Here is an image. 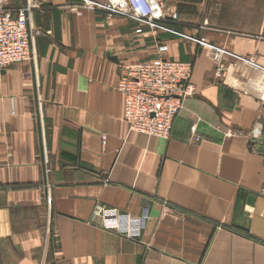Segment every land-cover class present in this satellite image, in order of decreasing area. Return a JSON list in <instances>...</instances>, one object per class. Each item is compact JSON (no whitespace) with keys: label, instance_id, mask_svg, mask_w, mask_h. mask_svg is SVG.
<instances>
[{"label":"crops","instance_id":"0c3cea01","mask_svg":"<svg viewBox=\"0 0 264 264\" xmlns=\"http://www.w3.org/2000/svg\"><path fill=\"white\" fill-rule=\"evenodd\" d=\"M164 1L207 43L158 35L196 90L168 141L130 132L117 90L120 65L157 58L149 27L9 0L42 34L0 73V264H264V104L216 77L227 53L264 68V0ZM101 209L143 218L139 238L103 229Z\"/></svg>","mask_w":264,"mask_h":264},{"label":"built area","instance_id":"2783aa9c","mask_svg":"<svg viewBox=\"0 0 264 264\" xmlns=\"http://www.w3.org/2000/svg\"><path fill=\"white\" fill-rule=\"evenodd\" d=\"M79 1L85 9L104 12L109 17H125L149 27L158 42V35L167 33L207 46V43L175 30L178 15L164 0ZM30 14L29 2L13 11L9 8V0H0V73L12 65L35 59V40L42 32L30 27ZM168 52L169 46L159 42L154 60L120 65L117 83V90L124 97L123 120L129 131L164 141L170 139L174 120L186 101L196 93L191 83L193 65L167 58ZM227 55L231 62L216 69L217 79L223 86L243 90L264 104V68L250 58ZM192 131L195 136V129ZM102 139L105 141V136ZM46 202L50 203L48 194ZM96 216L105 230L127 239L140 236L143 218L110 209H101Z\"/></svg>","mask_w":264,"mask_h":264},{"label":"water","instance_id":"95a60500","mask_svg":"<svg viewBox=\"0 0 264 264\" xmlns=\"http://www.w3.org/2000/svg\"><path fill=\"white\" fill-rule=\"evenodd\" d=\"M111 60H112V61H117V59H115V58H112Z\"/></svg>","mask_w":264,"mask_h":264},{"label":"trees","instance_id":"16d2710c","mask_svg":"<svg viewBox=\"0 0 264 264\" xmlns=\"http://www.w3.org/2000/svg\"><path fill=\"white\" fill-rule=\"evenodd\" d=\"M18 9V8H17ZM17 9H15V10H17ZM12 10V9H11ZM15 10H13V11H15Z\"/></svg>","mask_w":264,"mask_h":264},{"label":"rangeland","instance_id":"374dc122","mask_svg":"<svg viewBox=\"0 0 264 264\" xmlns=\"http://www.w3.org/2000/svg\"><path fill=\"white\" fill-rule=\"evenodd\" d=\"M97 1H102V0H97Z\"/></svg>","mask_w":264,"mask_h":264}]
</instances>
